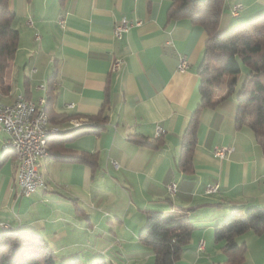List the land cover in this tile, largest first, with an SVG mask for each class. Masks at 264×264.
<instances>
[{
    "label": "crops",
    "instance_id": "obj_1",
    "mask_svg": "<svg viewBox=\"0 0 264 264\" xmlns=\"http://www.w3.org/2000/svg\"><path fill=\"white\" fill-rule=\"evenodd\" d=\"M171 1L66 0L62 4L59 0H11L20 43L6 72L8 89H0V101L13 103L18 94H27L37 102L46 97V91L37 87L47 86L54 77L53 114L75 116L72 119L85 123L70 128L72 119H58L52 125L64 132L91 125L90 119L102 109L108 121L98 134L53 139L52 156L41 163L47 188L30 197H23L19 189L17 159L7 155L0 169V232L36 231L61 261L82 259L81 254L88 251L106 264H129L134 258L135 263L153 264L154 253L139 242V234L147 210H157L184 215L195 224L192 239L176 264H228L223 243L214 239V228L234 209L264 206V152L252 132L236 128L234 94L203 111L194 172L185 174L180 169L183 135L201 100L198 68L207 34L185 19L168 24ZM236 6L241 8L233 16ZM262 13L264 0H226L219 31H229ZM124 18L133 25L117 41L114 27ZM61 20L65 26L59 25ZM138 21L142 22L139 26ZM184 55L189 67L181 72ZM116 58L123 65L112 71ZM242 73L238 88L248 70ZM157 127L164 130V143L158 149L128 139L136 135L154 140ZM6 138L0 131L1 145ZM218 147L234 151L218 159L214 155ZM85 152L97 155L95 175L84 164L54 158ZM171 182L178 185L173 196L167 190ZM213 184L220 189L206 194V186ZM201 242L205 243L203 251ZM237 242L246 246L243 264H264L263 237L248 232Z\"/></svg>",
    "mask_w": 264,
    "mask_h": 264
},
{
    "label": "trees",
    "instance_id": "obj_2",
    "mask_svg": "<svg viewBox=\"0 0 264 264\" xmlns=\"http://www.w3.org/2000/svg\"><path fill=\"white\" fill-rule=\"evenodd\" d=\"M59 1L63 4L66 0ZM225 1L172 0L167 10L168 24L185 19L192 25L202 27L207 34L202 61L198 68L201 100L189 120L181 145L179 167L185 174L194 172V155L203 111L215 108L234 94H237L238 103L236 128L252 132L256 143L264 152V13L229 31L220 32L219 25ZM16 22L17 14L11 7V0H0V89L2 91L8 89L5 86L6 72L19 49L20 31L16 27ZM243 69H247L248 73L238 88V78ZM53 80L54 77L50 78L46 86V110L49 122L58 119L68 121L75 116L53 114L51 102L55 100L57 92ZM25 84L29 85L28 79ZM24 95L29 98L27 94ZM104 113L105 109H102L96 117L91 118L89 121L91 125L49 138V157L52 156L51 141L61 135L98 134L105 129L108 120ZM128 139L151 149H158L164 143L163 134L154 140L136 135H130ZM2 152L4 156L0 157V169L7 162V155H14L16 159L15 151L2 149ZM54 158L59 161L84 164L92 169L94 175L99 168L97 155L93 153L85 152L74 156L59 154L54 155ZM200 208L202 206L183 211L191 212ZM195 230V224L189 217L147 210L146 224L139 234V242L154 253L153 264H176L190 243ZM248 232L264 238V206L252 207L245 211L234 209L229 218L215 226L214 239L217 243H223L222 248L228 257V264H243L246 246L239 244L237 238ZM82 262L83 260L78 257L61 261L51 245L36 231L5 229L4 232H0V264H82ZM91 264H106V261L100 258Z\"/></svg>",
    "mask_w": 264,
    "mask_h": 264
},
{
    "label": "built area",
    "instance_id": "obj_3",
    "mask_svg": "<svg viewBox=\"0 0 264 264\" xmlns=\"http://www.w3.org/2000/svg\"><path fill=\"white\" fill-rule=\"evenodd\" d=\"M241 6H236L233 9V16H236ZM33 27L32 20L28 23ZM138 26L142 24L141 21L136 23ZM59 25L64 26L65 21L61 20ZM133 25L127 18L122 19L115 25L113 37L117 41H122L130 27ZM40 37L37 35L36 40ZM117 61L118 71L123 65V60L120 58L114 59ZM189 67L187 56H182L180 59V71L185 72ZM38 90H41L39 85ZM42 97L37 102L27 99L23 94H18L13 103H9V110H2L0 105V131L6 134V141L4 144H11L23 148L25 152V171L23 172V196L30 197L37 193V190H45L47 188L44 181V175L41 170L40 156L43 153L40 151V141L42 135L46 131L39 123V107L41 105ZM68 108H74V105H68ZM84 120L72 119L70 121V128L77 127L84 124ZM164 133L160 127L156 128V136L159 137ZM234 149L232 147H218L214 150V155L218 159H226L228 155L232 154ZM264 188V182H263ZM220 189L219 184L207 185L205 193L211 195ZM168 193L175 195L178 191L176 182H171L167 186ZM200 251L205 249V243L201 242L199 246Z\"/></svg>",
    "mask_w": 264,
    "mask_h": 264
},
{
    "label": "bare ground",
    "instance_id": "obj_4",
    "mask_svg": "<svg viewBox=\"0 0 264 264\" xmlns=\"http://www.w3.org/2000/svg\"><path fill=\"white\" fill-rule=\"evenodd\" d=\"M116 69H117V61H115L113 63V66H112V70H116ZM41 90L46 91V85L45 84L41 85ZM46 103H47L46 98L42 97L41 105L39 107V123L42 127L45 128V130H51V131H46L41 137L40 151H42L43 153L40 156V164L44 160H46V158L49 156L48 139L53 137V136L60 135L64 132V130L58 128L57 126L50 124L49 119H48V115H47V110H46ZM0 105H2V110H9V104H4L3 102L0 101ZM3 148H4V151L6 149H10V150L15 151V153H16V158H17V162H18L17 183H18L19 189L23 193V172L25 171V152H24V149L18 148V146L11 145V144H4ZM44 181L46 182L45 176H44Z\"/></svg>",
    "mask_w": 264,
    "mask_h": 264
},
{
    "label": "rangeland",
    "instance_id": "obj_5",
    "mask_svg": "<svg viewBox=\"0 0 264 264\" xmlns=\"http://www.w3.org/2000/svg\"><path fill=\"white\" fill-rule=\"evenodd\" d=\"M230 30H231V29H230ZM241 74H243V73H241ZM225 82H226V81H225ZM225 82H224V84H225ZM5 141H6V139H5ZM5 141L2 142V143H3L2 145L0 144V148H1V146L4 147L3 145H4ZM1 150H2V149H1ZM6 150H7V149H6ZM9 150H10V149H9ZM0 152H1V151H0ZM7 153H9V151H7ZM9 156H12V155H9ZM16 159H17V158H16ZM103 192H104V193H108V195H112V194H114V190L111 191L110 189H109V191H107V189H103ZM81 256H82V260H83L82 264H91L93 261L100 259V258H98V257L96 256V254H94V253H88V251H86V253H82ZM120 258H121V257H120ZM134 260H136V259L134 258L132 261H131V260H128V263H129V264H142V263H135ZM108 261H109V259H108Z\"/></svg>",
    "mask_w": 264,
    "mask_h": 264
}]
</instances>
